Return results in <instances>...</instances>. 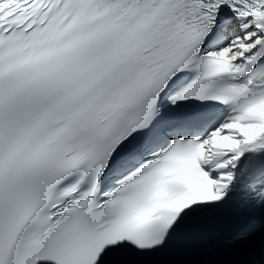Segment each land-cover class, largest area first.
Here are the masks:
<instances>
[{
	"label": "snow or ice",
	"instance_id": "obj_1",
	"mask_svg": "<svg viewBox=\"0 0 264 264\" xmlns=\"http://www.w3.org/2000/svg\"><path fill=\"white\" fill-rule=\"evenodd\" d=\"M166 251L264 264V0H0V264Z\"/></svg>",
	"mask_w": 264,
	"mask_h": 264
},
{
	"label": "bare ground",
	"instance_id": "obj_2",
	"mask_svg": "<svg viewBox=\"0 0 264 264\" xmlns=\"http://www.w3.org/2000/svg\"><path fill=\"white\" fill-rule=\"evenodd\" d=\"M232 259H234V260H240V258H237V257H233Z\"/></svg>",
	"mask_w": 264,
	"mask_h": 264
}]
</instances>
